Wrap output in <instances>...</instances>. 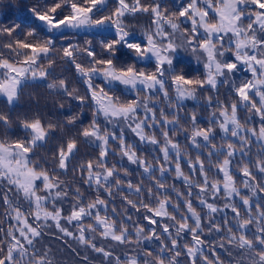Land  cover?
<instances>
[{"label":"snow or ice","instance_id":"snow-or-ice-1","mask_svg":"<svg viewBox=\"0 0 264 264\" xmlns=\"http://www.w3.org/2000/svg\"><path fill=\"white\" fill-rule=\"evenodd\" d=\"M28 12L0 27V264H56L44 235L75 241L84 264H264V0H36ZM145 14L138 39L127 19ZM25 87L92 118L25 116L13 139Z\"/></svg>","mask_w":264,"mask_h":264},{"label":"trees","instance_id":"trees-1","mask_svg":"<svg viewBox=\"0 0 264 264\" xmlns=\"http://www.w3.org/2000/svg\"><path fill=\"white\" fill-rule=\"evenodd\" d=\"M145 3L149 2V0H144ZM36 3V0H0V27H8L13 22L18 21V19L22 17H29L30 13L28 12V8ZM164 3L172 8L173 5H178L180 0H164ZM127 24L130 31H133L136 35V38L141 37V27L146 26L148 24L147 15H139L137 18L129 17L127 19ZM117 55L124 59L128 52L126 49H121ZM181 59L184 65V68L188 72L190 76H196L198 71H202V67L197 63L195 57H193L190 53H182ZM65 67L62 62L57 61L54 65L55 72L58 75H63L68 78L70 84L73 87L78 88V92L76 94H83L84 86L76 83V77L73 74L72 69L65 70ZM238 75H243V73H238ZM223 92V89H221ZM201 102H203V98H201ZM186 109L187 111H192L194 108L197 112L204 117L206 114L201 111L199 106H197L194 101H186ZM63 105V107H61ZM72 114L77 115V124L87 125L92 118V109L91 106L80 108L78 107V102L72 101L70 98H62L59 96L49 95L48 90L43 87L34 88V87H25L23 93L19 98V103L16 108V113L13 115V124L12 131L15 135L12 136L13 139L16 136H23V129L19 127V120L23 119L25 116L32 117L35 115H39L45 121L51 123H57V121L66 122V115ZM201 123H206V120L202 119ZM79 131V128H76L73 131H67L62 127H58L55 135L61 136L62 133H65L68 136L75 135L76 132ZM3 134V130L0 129V135ZM129 140H132V137H128ZM80 147V156H85V154H93V148L91 146H85L83 143L79 145ZM37 158L45 164L46 167L51 168V153L48 150L38 149L36 152ZM78 157L77 159H79ZM76 161H73L75 164ZM133 169L135 166H132ZM134 179H139L138 176L133 177ZM67 184H72L75 180L79 182V176H73L69 173L66 177H61ZM179 187L182 182L181 181H172ZM82 189H86V185H81ZM114 203L119 207L120 201L117 199ZM65 209H67L68 205H64ZM2 211V210H0ZM131 211V210H130ZM8 223H12L11 221H4L3 226L6 228ZM68 227L73 228V226L69 225ZM74 230V228H73ZM46 233H54V229H45ZM186 239H190V237H186ZM37 247H51L52 255L55 257L56 264H84V262L80 259L76 252L73 251L75 247V241L67 242L63 239H56L55 235H44L41 239L40 244ZM81 254L82 250H81ZM98 264V262H97Z\"/></svg>","mask_w":264,"mask_h":264}]
</instances>
